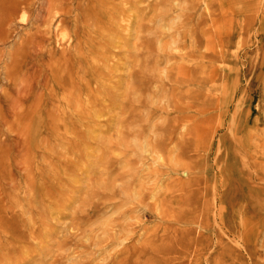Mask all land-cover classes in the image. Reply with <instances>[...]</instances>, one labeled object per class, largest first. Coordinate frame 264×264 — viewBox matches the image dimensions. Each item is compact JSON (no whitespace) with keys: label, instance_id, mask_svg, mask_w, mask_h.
Here are the masks:
<instances>
[{"label":"rangeland","instance_id":"rangeland-1","mask_svg":"<svg viewBox=\"0 0 264 264\" xmlns=\"http://www.w3.org/2000/svg\"><path fill=\"white\" fill-rule=\"evenodd\" d=\"M80 1L94 12L67 21L79 48L46 56L73 69L77 111L68 93L55 127L46 102L25 136L0 134V251L18 238L17 264H264V0ZM109 37L110 55L91 50ZM131 75L144 99L94 116ZM126 114L140 130L123 142ZM92 127L107 169L71 183Z\"/></svg>","mask_w":264,"mask_h":264},{"label":"bare ground","instance_id":"bare-ground-1","mask_svg":"<svg viewBox=\"0 0 264 264\" xmlns=\"http://www.w3.org/2000/svg\"><path fill=\"white\" fill-rule=\"evenodd\" d=\"M93 12V6L84 8L80 0H0V134L11 131L25 136L31 129L33 118L43 110L46 102H51L45 113L52 119L51 126L55 127L56 118L62 110L55 105L54 100L64 99L68 93L71 94L77 111L80 95L77 93L73 69L69 67L65 71L63 66L57 68L46 56L50 54L53 46L63 51L78 49L81 35L78 31L70 30L67 21L72 18L77 21L83 16L89 26ZM126 15L127 12H124V16ZM114 43L109 37L98 44L99 46L91 43L90 46L93 52L101 50V47L103 52L110 55ZM146 85L143 76L131 75L128 82L120 84L121 90L113 89L103 96L102 101L105 103L94 108L93 115L96 116L105 109L112 112L113 108L116 109L123 103L132 106L137 99L143 100L142 90ZM55 87L62 93L54 95ZM139 130L134 119L127 114L123 116V142L135 137L134 133ZM99 133L95 127L88 131L85 141L79 146V163H73L70 172H64V175L68 173L67 177L70 175L71 183L79 181L74 172L80 166L87 164V171L91 174H96L99 167L107 169V159L98 153L107 152L108 146H99ZM51 235L52 231H42L43 248L47 247V239ZM20 244L19 239L15 238L9 247L2 249L0 264H17L26 258L27 251ZM11 248H20V251L16 250L17 255L13 256L8 253Z\"/></svg>","mask_w":264,"mask_h":264}]
</instances>
